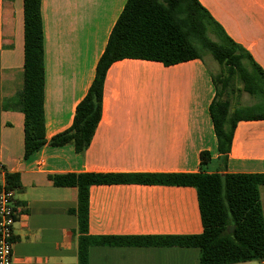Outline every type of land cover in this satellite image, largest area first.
Instances as JSON below:
<instances>
[{
  "label": "crops",
  "instance_id": "1",
  "mask_svg": "<svg viewBox=\"0 0 264 264\" xmlns=\"http://www.w3.org/2000/svg\"><path fill=\"white\" fill-rule=\"evenodd\" d=\"M225 32L264 70V0H199ZM127 0H42L45 133L69 128ZM24 0H0V170L17 172L22 212L14 226L13 264H78V190L55 185L70 172L181 173L201 169L208 150L219 166L210 113L216 94L205 60L172 65L137 58L115 61L103 84L102 117L83 154L73 144L45 145L24 158V113L14 100L24 83ZM229 172L264 173V119L238 122ZM264 215V184L260 186ZM89 233L175 236L203 230L197 191L174 184L111 183L90 188ZM195 246L91 245L88 264H199ZM233 264H264L247 261Z\"/></svg>",
  "mask_w": 264,
  "mask_h": 264
},
{
  "label": "trees",
  "instance_id": "2",
  "mask_svg": "<svg viewBox=\"0 0 264 264\" xmlns=\"http://www.w3.org/2000/svg\"><path fill=\"white\" fill-rule=\"evenodd\" d=\"M42 0H24V83L14 107L24 113L28 159L45 145L73 144L83 154L91 144L102 117L103 84L115 61L137 58L172 65L210 54L221 70L212 74L216 94L210 104L218 141L219 166L209 171L208 150L201 152V169L181 173L70 172L52 175L55 185L78 190V264H88L89 246L120 244L142 239L146 244L200 248L199 264H233L264 261V215L260 186L264 173L229 172L228 156L241 120L264 119V70L251 53L232 39L199 0H127L95 71L94 80L78 103L72 125L47 139L45 133V47ZM246 92L258 102L231 109L225 94ZM9 189H22L17 172L6 173ZM157 183L194 187L203 230L175 236H95L89 233L90 188L97 184ZM15 201L16 218L22 208ZM233 231L230 232V227Z\"/></svg>",
  "mask_w": 264,
  "mask_h": 264
},
{
  "label": "built area",
  "instance_id": "3",
  "mask_svg": "<svg viewBox=\"0 0 264 264\" xmlns=\"http://www.w3.org/2000/svg\"><path fill=\"white\" fill-rule=\"evenodd\" d=\"M16 191L8 188L6 174L0 170V264H13Z\"/></svg>",
  "mask_w": 264,
  "mask_h": 264
},
{
  "label": "rangeland",
  "instance_id": "4",
  "mask_svg": "<svg viewBox=\"0 0 264 264\" xmlns=\"http://www.w3.org/2000/svg\"><path fill=\"white\" fill-rule=\"evenodd\" d=\"M204 60L208 66L212 69L214 74H217L221 70V65L210 55L207 54ZM225 97H229L231 100V109L234 110L238 106H248L253 105L258 102L257 98L246 93V92H236L231 94H225Z\"/></svg>",
  "mask_w": 264,
  "mask_h": 264
},
{
  "label": "water",
  "instance_id": "5",
  "mask_svg": "<svg viewBox=\"0 0 264 264\" xmlns=\"http://www.w3.org/2000/svg\"><path fill=\"white\" fill-rule=\"evenodd\" d=\"M229 231H230V232H232V231H233V226H231V227H230Z\"/></svg>",
  "mask_w": 264,
  "mask_h": 264
}]
</instances>
